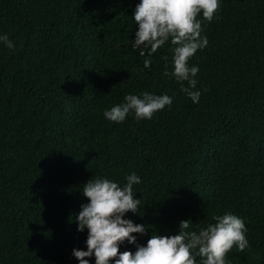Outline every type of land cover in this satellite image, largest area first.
Masks as SVG:
<instances>
[{"label":"trees","instance_id":"trees-1","mask_svg":"<svg viewBox=\"0 0 264 264\" xmlns=\"http://www.w3.org/2000/svg\"><path fill=\"white\" fill-rule=\"evenodd\" d=\"M139 2L0 0V36L14 43L0 41V264H79L83 186L123 187L133 172L142 215L124 218L147 231L120 251L231 213L249 247L228 264H264V0H220L211 22L201 14L209 43L188 62L198 103L181 90L187 81L164 76L170 42L150 57L133 47ZM145 91L173 102L150 120L105 118Z\"/></svg>","mask_w":264,"mask_h":264},{"label":"clouds","instance_id":"clouds-1","mask_svg":"<svg viewBox=\"0 0 264 264\" xmlns=\"http://www.w3.org/2000/svg\"><path fill=\"white\" fill-rule=\"evenodd\" d=\"M220 10V0H140L133 13L138 26L133 47L139 49L141 57L152 56L168 42L173 46L172 72L165 70L164 76L174 77L182 84L184 91L194 103L199 102L201 93L193 91L199 72L198 66L189 67V60L198 50L207 47L209 41L202 36L203 20L211 22ZM9 49L14 43L7 35L0 36ZM167 60V57H164ZM146 68L152 61H143ZM167 95H157L145 91L142 95L129 94L124 102L106 110L104 116L111 122L122 123L130 113L136 120H150L153 116L172 104ZM141 178L135 173L126 176V184L108 178H95L82 188L88 203L76 216L78 231L87 229V250L74 249L73 255L79 264H90L95 257V264H228L227 255L233 249L243 252L249 247L246 226L237 215L226 213L213 217L199 231L190 229L191 220L181 221L176 235L153 234L146 246L138 245L137 250L120 251L125 242L136 244L134 234H145L143 224H136L125 219L127 213H140L141 199L133 192V185L139 184ZM142 215V213H140Z\"/></svg>","mask_w":264,"mask_h":264}]
</instances>
